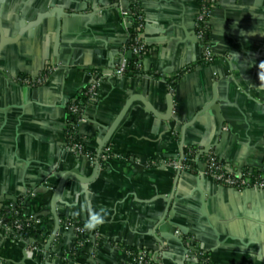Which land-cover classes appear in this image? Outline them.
<instances>
[{"label":"crops","instance_id":"0c3cea01","mask_svg":"<svg viewBox=\"0 0 264 264\" xmlns=\"http://www.w3.org/2000/svg\"><path fill=\"white\" fill-rule=\"evenodd\" d=\"M117 1L0 0V211L30 190V214L50 211L60 173L91 177L102 152L96 180L84 188L69 177L56 204L86 226L85 202L109 210L90 229L103 245H85L71 264H128L143 250L163 264H196L195 251L264 264V190L216 184L201 158L214 153L238 177L264 168V0H219L208 64L195 36L199 0H141L151 50L124 76L114 71L129 60L121 7L131 2ZM93 85L78 128L91 160L69 149L66 128L69 104ZM188 149L193 169L179 173L169 162ZM45 217L50 237L55 220ZM59 234L52 261L74 245L72 232ZM25 247L1 233L2 264H20Z\"/></svg>","mask_w":264,"mask_h":264},{"label":"built area","instance_id":"2783aa9c","mask_svg":"<svg viewBox=\"0 0 264 264\" xmlns=\"http://www.w3.org/2000/svg\"><path fill=\"white\" fill-rule=\"evenodd\" d=\"M127 1L131 2V6H127V8L121 7V16L123 18V24L127 28H131L133 26L134 30L138 33L133 42L129 45L128 49L132 52V55L137 58V61H139L136 64V68L139 69L141 67V61L147 50V45L140 36L141 30L144 27V16L140 5L141 0H118L117 3L120 6L122 3ZM218 3L219 0H199V12L196 16L195 36L203 47L201 61L204 64L211 63L215 58V53L212 49L210 41V19L212 12ZM127 62L128 61L124 59L115 69L114 74L120 76L132 74L133 71L128 69ZM40 82L41 80L31 81L30 79H25L26 84H37ZM85 96L87 97V100L86 103H84V106L73 104L68 108L70 115L78 116L76 127H79V125L85 121L83 118V111L95 103L98 97L97 87L93 85L87 88ZM68 141V147L75 155L93 160V158L86 153L83 143L77 140L76 136L68 135ZM194 155L195 151L193 149L183 150L169 162V165L179 173L191 171L193 169L192 158ZM201 158L205 164V175L211 178L216 184L225 187H232L238 190H264V168L257 173L246 172L243 176L238 177L229 170L226 164L220 162L214 153H203ZM151 164L155 165V162H152ZM28 195L32 198L35 197L37 195V190H30ZM33 218V215L29 216L30 220ZM41 223V219H36V227L41 225ZM61 226V231H72L74 233L78 248H84L87 244H92L94 249L101 247L100 242H102V240L100 237L95 232L91 231L86 225L75 221H65L61 224ZM23 228L24 221L21 218H17L13 224H9L2 215L0 216V231L3 236L9 237L13 240L25 242V239L21 234L14 233L12 237L9 236L13 231H20ZM187 240H189L190 244H192L195 238L192 237ZM33 242V240L30 243L25 242V254L28 259H33L39 254L45 252V250L41 247L33 245ZM128 253L130 255L128 264H163L158 255L153 252L143 250L141 252L129 251ZM60 257L65 264L72 263L69 252L62 253ZM192 259L196 261V264H215L212 262L211 257L205 252H193Z\"/></svg>","mask_w":264,"mask_h":264},{"label":"trees","instance_id":"16d2710c","mask_svg":"<svg viewBox=\"0 0 264 264\" xmlns=\"http://www.w3.org/2000/svg\"><path fill=\"white\" fill-rule=\"evenodd\" d=\"M137 34L138 33L134 30L133 26L131 28H129L130 37H129V41H128V47L133 42V40ZM150 50L151 49L147 46V50L144 54V57H146L149 54ZM138 62L139 61H137V58L135 56H132V58H130L127 62L128 69L132 70L134 74L137 72L140 73L142 70L141 69L142 66L139 69L136 68V64ZM85 91L86 90H84L83 93L75 101L71 102L69 104V106L73 105V104H79L81 106H84V103H86V100H87V97L85 96ZM77 119H78L77 115H70L68 112V123H67L66 131H67L68 135H74V136H76L77 140L81 141L80 135L78 133L79 127H76ZM31 200H32V197L27 195L25 198L17 199L15 202L12 203V205L3 206V208L0 211V216L2 215L4 217V219L9 224H13V222L17 218H21L24 221V228L20 231H16V230L13 231L12 233H10L9 236L12 237V235L14 233L21 234L22 237L25 239L26 243H30L33 240L34 241L33 245L39 246L45 250V241L49 237V232L47 231L46 224H45L46 217L42 216V215H38L36 213L30 214L31 208H30L29 202ZM30 215L34 216V218L32 220L29 219ZM36 219L42 220L41 225H39L37 227H36ZM65 221H66V219L62 218V224ZM59 237H60V234H58L57 239H56L55 243L53 244V246L59 242ZM100 244H101L100 246H102L103 241L100 242ZM82 252H83V248L77 247V241H75V238H74V245H73L72 249H70V251H69V253L71 255V260L73 261L76 257H78L80 254H82ZM54 254H55V252L53 251V247H52V250L48 254V257L50 260H52L53 256H55ZM207 255L209 256V254H207ZM38 257L40 258V260L43 261L42 263H44V261L47 258V257H45V253L39 254ZM213 263H215V262H213ZM0 264H2L1 260H0Z\"/></svg>","mask_w":264,"mask_h":264},{"label":"water","instance_id":"95a60500","mask_svg":"<svg viewBox=\"0 0 264 264\" xmlns=\"http://www.w3.org/2000/svg\"><path fill=\"white\" fill-rule=\"evenodd\" d=\"M59 49V45L56 44L55 46V50L57 51ZM132 52L129 51L128 52V58H132ZM102 155V152L99 153V155L97 156V158L95 159V163H94V173L91 177H86V176H83L79 173V170L78 169H75V170H72V171H66V172H61L60 173V183L58 185V187L56 188L55 190V195H54V198H53V201H52V204H51V209L50 211H46L44 213H41L40 215L42 216H49V215H52L54 220H55V227H54V230L52 232V234L50 235L47 243L45 244V257L46 260L44 261V263L42 264H65L61 257H59L57 259V261H52L49 259L48 257V254L50 253V251L52 250V247H53V244L55 243L56 239H57V236H58V233L61 231V220L62 218L66 217V213H61L57 210V207H56V204L58 201H60V194H61V191L62 189L66 186V181L69 177H73L75 179H77L82 185L84 188H88V186L94 182L99 174V170H100V157ZM9 199H12V200H15L13 197L9 198ZM64 218V219H66ZM66 221H73L71 219H66ZM174 223L176 226H181L180 224L176 223V222H172ZM181 228V231L185 234V235H188V233H186L185 229L182 227ZM72 232V231H70ZM73 233V232H72ZM74 234V233H73ZM0 236H1V233H0ZM117 241V240H115ZM194 249V248H193ZM62 255V253L60 254V256ZM28 261V257L27 255L24 253V257H23V260L20 264H27L26 262Z\"/></svg>","mask_w":264,"mask_h":264},{"label":"clouds","instance_id":"9594fccd","mask_svg":"<svg viewBox=\"0 0 264 264\" xmlns=\"http://www.w3.org/2000/svg\"><path fill=\"white\" fill-rule=\"evenodd\" d=\"M108 211L109 210L105 208H90L86 202L82 205V212L88 217L87 226L89 229L103 223Z\"/></svg>","mask_w":264,"mask_h":264}]
</instances>
